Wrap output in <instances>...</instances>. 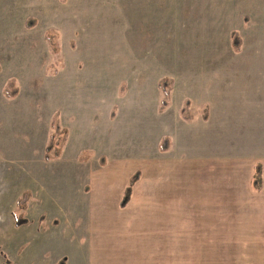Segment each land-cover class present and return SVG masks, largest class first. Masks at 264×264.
Returning <instances> with one entry per match:
<instances>
[{
	"label": "rangeland",
	"instance_id": "374dc122",
	"mask_svg": "<svg viewBox=\"0 0 264 264\" xmlns=\"http://www.w3.org/2000/svg\"><path fill=\"white\" fill-rule=\"evenodd\" d=\"M262 171L264 0H0V264H264Z\"/></svg>",
	"mask_w": 264,
	"mask_h": 264
},
{
	"label": "trees",
	"instance_id": "16d2710c",
	"mask_svg": "<svg viewBox=\"0 0 264 264\" xmlns=\"http://www.w3.org/2000/svg\"><path fill=\"white\" fill-rule=\"evenodd\" d=\"M230 37L232 40H234V44L233 47H239L240 43L237 41V37L235 33H231ZM235 45V46H234ZM8 87L3 91V94L5 95V97L7 98H12L14 96H16V92H13V94H11L9 92V89L13 87L14 85V81L10 80L7 82ZM158 88L162 91V100L160 101L159 104V108H158V113H163L164 110L168 107L169 102H170V90L172 87V82L165 80V79H161L158 81L157 84ZM189 108H190V103L188 100H186L183 104V107L181 109L182 112V118L185 121H188L191 119L190 116V112H189ZM52 135H50L48 143L46 145V149H45V155L44 158L47 161L48 159H50V150L53 149L54 147V139L55 136L57 134H62L63 135V139L60 143V147L63 146L64 141L67 137V131L66 130H60L59 129V123H58V114H55L52 120ZM60 130V132H59ZM170 147V140L168 137H163L160 141V144L158 146V149L160 150V152H165L169 149ZM53 156H58V150H54L53 152ZM103 162V161H102ZM141 177V172L140 171H136L128 180V185L124 191V198L122 199V203L124 201V199L126 200L125 203H127V201H129L131 193H132V187L134 186V184L140 179ZM126 205V204H125ZM21 206H23V204H20V201L17 202V207L16 210L13 213V219H14V224L16 227L21 226L22 224H26L27 222L25 220H22L21 215H18V211L21 209Z\"/></svg>",
	"mask_w": 264,
	"mask_h": 264
},
{
	"label": "crops",
	"instance_id": "0c3cea01",
	"mask_svg": "<svg viewBox=\"0 0 264 264\" xmlns=\"http://www.w3.org/2000/svg\"><path fill=\"white\" fill-rule=\"evenodd\" d=\"M261 178L263 179V182H264V171H262V173H261ZM129 180V179H128ZM262 182V183H263ZM135 187V186H134ZM133 187V188H134ZM263 187H264V185H263ZM130 199H131V196H130ZM129 199V201H128V204H130L132 201ZM127 204V205H128ZM156 206V205H155ZM150 207H154V205H152V203H151V205H150ZM249 209V208H248ZM145 209H144V205L142 204V206H139V216H136L138 219H139V221L137 222V223H135V225L134 226H138V224L139 225H142V224H148V223H150V222H145V218H144V216H145V211H144ZM253 209H251V211H252ZM250 211V209L248 210V212ZM137 224V225H136ZM151 225H153V223H151ZM142 227V226H141ZM155 227H156V229H157V227H158V224L157 223H155ZM120 228H121V225H120ZM136 230H137V228H136ZM137 231H135V232H132V231H130V233H129V235H126V236H133V234H135ZM137 233H139V232H137ZM140 234H142L143 235V233L141 232ZM157 234V233H156ZM150 235L152 236L153 235V233L151 232L150 233ZM149 235V236H150ZM147 236H148V233H147Z\"/></svg>",
	"mask_w": 264,
	"mask_h": 264
}]
</instances>
